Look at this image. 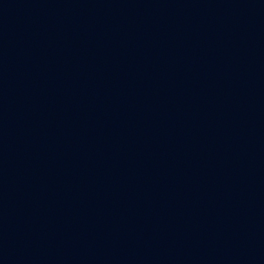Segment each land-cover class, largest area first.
I'll use <instances>...</instances> for the list:
<instances>
[{"label": "water", "instance_id": "obj_1", "mask_svg": "<svg viewBox=\"0 0 264 264\" xmlns=\"http://www.w3.org/2000/svg\"><path fill=\"white\" fill-rule=\"evenodd\" d=\"M179 0H0V264H27L137 92Z\"/></svg>", "mask_w": 264, "mask_h": 264}]
</instances>
